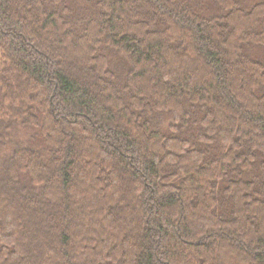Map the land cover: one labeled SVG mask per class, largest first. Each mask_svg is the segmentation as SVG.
<instances>
[{"label":"trees","instance_id":"1","mask_svg":"<svg viewBox=\"0 0 264 264\" xmlns=\"http://www.w3.org/2000/svg\"><path fill=\"white\" fill-rule=\"evenodd\" d=\"M83 1L0 0V264H264V1Z\"/></svg>","mask_w":264,"mask_h":264},{"label":"rangeland","instance_id":"2","mask_svg":"<svg viewBox=\"0 0 264 264\" xmlns=\"http://www.w3.org/2000/svg\"><path fill=\"white\" fill-rule=\"evenodd\" d=\"M237 1L240 5L244 7H250L252 4L257 3L261 0H237ZM80 2L85 4L83 0H75L74 4H78ZM190 2L196 5L197 8L202 9L203 11H205L206 8H209V9L213 8V6H211L212 4L211 0H190ZM251 53L255 55L256 57L264 59V48L262 47H252Z\"/></svg>","mask_w":264,"mask_h":264}]
</instances>
